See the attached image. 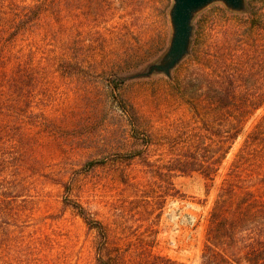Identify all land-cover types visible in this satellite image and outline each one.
I'll return each instance as SVG.
<instances>
[{
    "label": "rangeland",
    "instance_id": "374dc122",
    "mask_svg": "<svg viewBox=\"0 0 264 264\" xmlns=\"http://www.w3.org/2000/svg\"><path fill=\"white\" fill-rule=\"evenodd\" d=\"M173 2L0 0V36L10 32L15 18L39 9L11 45L20 58L0 64V185L13 178L23 182L18 189L0 188V264H98V230L66 198L105 224L104 253L120 250V264H142L146 239L154 240L158 254L201 264L219 186L262 120L264 106L249 118L212 184L200 171L173 172L182 195L167 196L162 213L149 214L158 205L147 209L146 196L168 188L163 179L172 174L177 154L219 153L224 121L212 118L204 105L201 114L195 112L206 96L191 89L197 60L190 52L198 56L208 46L207 70L214 75L217 52H232L225 42L228 25L244 31L251 23L247 15L234 14L244 12L214 2L195 16L190 52L171 77H136L168 50ZM260 7L264 0H247V10ZM239 36H232L233 43L248 39ZM257 37L264 39V33ZM262 78L264 69L255 81ZM256 92L264 94V88ZM131 106L137 120L125 111ZM190 131L202 134L201 144L188 142ZM133 151L141 155L124 157ZM98 158L106 161L88 167Z\"/></svg>",
    "mask_w": 264,
    "mask_h": 264
},
{
    "label": "trees",
    "instance_id": "16d2710c",
    "mask_svg": "<svg viewBox=\"0 0 264 264\" xmlns=\"http://www.w3.org/2000/svg\"><path fill=\"white\" fill-rule=\"evenodd\" d=\"M38 10L32 8L30 13L15 18L10 32L0 36V64L20 58L15 56L11 45L23 30L33 24L39 16ZM234 14L238 17L247 15L251 23L244 31H240L236 24L228 25L226 28L229 30L228 38L225 42L232 52L227 56L217 52L214 59L216 74L211 75L207 70L210 61L207 58L208 46L203 45L198 56L192 52L189 54L190 57L192 56L191 60H197L192 72L191 89L198 95L202 93L204 97L206 96L205 101L197 102L195 112L201 114L199 106L204 105L206 112L212 118L216 120L221 116L224 121V127L218 132L219 153L215 155L217 151L208 150L209 155L196 153L198 156H192L187 150L183 154H177L169 168L172 174L163 179L168 183V188L161 190V194L154 192L156 194L146 196L147 209L150 205H158L151 209L149 214L157 209L162 213L167 196L182 195L170 178L174 176L173 172L190 174L200 171L212 184L235 140L244 131L245 124L259 108L264 106V94L256 92L257 88H264L262 86L264 78L255 81V76L264 69V39L257 37L258 34L264 33V7ZM234 35L248 36V39L239 38V42L233 43ZM214 45L219 49L223 45V39H216ZM125 111L137 120L134 106H131L130 112L126 109ZM202 117L204 121V115ZM198 135L200 136L190 131L188 142L201 144L203 137L202 134ZM139 137L146 145L150 143L148 136L142 134ZM201 146L205 150L204 144ZM138 155H141V152L133 151L125 154L124 157L135 159ZM204 156L205 158H201ZM105 161L106 158H98L88 162L87 165L92 167ZM22 184V181L13 178L4 180L0 188L18 189ZM65 202L72 205L91 228L98 230L100 235L98 264H120L119 258L123 254L120 250L104 253L109 244L105 224L91 216L82 204L73 199L66 198ZM154 246V240H142V264H186L156 253L153 250ZM201 264H264V116L256 129L248 135L244 146L236 155L219 186L210 212Z\"/></svg>",
    "mask_w": 264,
    "mask_h": 264
},
{
    "label": "water",
    "instance_id": "95a60500",
    "mask_svg": "<svg viewBox=\"0 0 264 264\" xmlns=\"http://www.w3.org/2000/svg\"><path fill=\"white\" fill-rule=\"evenodd\" d=\"M170 10L172 35L168 50L160 61L150 64L136 77H148L155 72L172 76V70L189 54L194 34V18L210 4L221 1L233 12L247 11V0H173Z\"/></svg>",
    "mask_w": 264,
    "mask_h": 264
}]
</instances>
